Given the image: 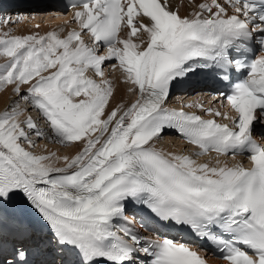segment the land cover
Wrapping results in <instances>:
<instances>
[{"label":"snow or ice","instance_id":"obj_1","mask_svg":"<svg viewBox=\"0 0 264 264\" xmlns=\"http://www.w3.org/2000/svg\"><path fill=\"white\" fill-rule=\"evenodd\" d=\"M79 3V30L63 37L0 33V89L11 86L38 110L47 138L82 145L71 157L30 151V135L45 133L31 116L20 118L25 109L13 99L0 112V218L22 198L46 222L61 264H207L187 236L146 238L127 227L135 219L128 205L139 204L165 228L213 242L226 264H264V144L253 135L264 123V0H205L190 16L169 0ZM138 33L147 36L143 48L133 40ZM109 60L137 92L127 106L110 107L113 87L102 67ZM201 73L230 84L219 96L234 114L205 111L232 126L164 106L173 83ZM166 128L197 145L196 155L246 153L250 167L157 150L152 142ZM13 256L0 264H21L27 252L17 248Z\"/></svg>","mask_w":264,"mask_h":264},{"label":"bare ground","instance_id":"obj_2","mask_svg":"<svg viewBox=\"0 0 264 264\" xmlns=\"http://www.w3.org/2000/svg\"><path fill=\"white\" fill-rule=\"evenodd\" d=\"M198 1L199 0H192L191 2H187V1L183 0L182 3L179 4V2H177V0H174V3L179 6V11H180V13L182 15H189L190 16L194 11L197 10L195 5H196V3ZM22 3H23L22 0H0V9H1V7H4V8H8L7 10H11V9L15 10L17 8H20ZM33 7H34V9L37 12H40V11H44V10H41V9H50V8H52V5L51 4H45V5H42V6L34 5ZM7 10H0L1 11L0 15L7 16L9 18L10 17V12H8ZM5 11H6V13H5ZM46 14H47V12H46ZM46 14L43 15L44 18L48 17ZM36 18H37V15H34L33 19H35V21H39ZM53 20L54 21H53L52 25H49L47 27H45L46 24H45V26L40 25L39 29L38 28L37 29L34 28L30 32L29 31L27 32V30L24 28L25 27L24 25H21V27L23 29H18L19 33L16 32V29L18 28L17 26L15 28L12 27L9 30L11 31L12 35H21V31L23 33L27 34V35L28 34H35V32H39L40 33L39 35H43V34H46L48 32H51V31H56V32L59 33L60 36H62V37L65 36L67 34V32H68V29H70L71 26H72L70 24V22H66V23L61 22L58 17H55ZM14 22H15V19H14ZM32 22H33V20H32ZM0 23H2V22H0ZM8 26H10V25L8 24ZM35 27H37V26H35ZM143 36H144V33L137 34L136 37H133L134 42L138 43V40H141L143 38ZM121 37L122 38H127L126 32L122 31L121 32ZM5 60H6V57H0V63H3ZM116 66L119 68L118 64ZM109 80H111L112 87H113V96L110 99V107H115L117 104H123L125 106L129 105L131 103V99L129 98V94L126 92V89H124V87L121 86L120 78L117 75H114L113 78H110ZM22 90H23V87H22ZM13 94L14 93L12 91L11 86H5L3 89H0V112H3V111L6 110L7 106L13 100V98H11ZM21 108L25 109L23 115L20 117L21 119H24L27 116H31L33 118V120L37 123L38 128H40V129H42L44 131L45 138L51 136V131L48 129V131L46 132L45 130H47V127L43 126V123H42L41 120L35 118L34 110L31 111L30 108H28L27 105L25 106V104L22 105ZM28 112H29V114H28ZM30 137L33 138V139H36L35 134H31ZM45 138H42L41 140H44ZM36 141L38 142L37 139H36ZM167 141H169V143H167V144H169L168 146H166L164 144L165 142L162 141L163 142L162 149L165 150V151L174 153L175 149L179 148V146H174V145L180 144V142L179 141H175L177 144L176 143L173 144L172 140L166 139V142ZM69 145H70V147L63 148V152L60 153V154H56V156L57 157H62V156L68 155L69 157H71V156L75 155L80 150V148L82 147V145H80L78 143L77 144H69ZM54 146H56V145H54ZM56 147L58 149L60 148L59 146H56ZM67 149H70V150H67ZM50 152H52V151H46L45 153H40V154H48ZM53 159L55 160V158H53ZM203 162L208 163L210 166L216 164V160L215 159H209V160L203 161ZM56 163H57V166H61V167L63 166V161L62 160L61 161H56Z\"/></svg>","mask_w":264,"mask_h":264},{"label":"rangeland","instance_id":"obj_3","mask_svg":"<svg viewBox=\"0 0 264 264\" xmlns=\"http://www.w3.org/2000/svg\"><path fill=\"white\" fill-rule=\"evenodd\" d=\"M35 15H37V18L36 19H38V20H40V15H38V14H35ZM48 17V19L47 18H44V22H43V19L41 20V21H35V19H33V22L32 23H36L35 25L37 26V28L39 29L40 28V25H42V26H45V24H46V26L45 27H47V25H50V23H51V25L53 24V19H54V17L52 18V17H50L49 16V14L47 13L46 14ZM31 23V21H28V22H23V21H16V22H14L13 24H10V26L9 27H7L8 26V24H4V23H0L1 25H0V33H3V32H5V31H9V29H11L10 27H18L17 29H16V32L17 33H19L18 32V29H23L22 27H21V25H24L25 27V29L27 30V32L29 31H32L34 28H36V27H33V28H29V27H32L33 26V24ZM38 23V24H37ZM44 25H43V24ZM41 26V27H42ZM36 28V29H37ZM4 30V31H3ZM35 34H40L39 32H35ZM21 35H27V34H25V33H23L22 31H21ZM45 35V34H44ZM120 84H121V86H123V87H126V88H129V85L128 84H126L125 82H124V80H123V78L121 79V81H120ZM26 88V86H24L23 87V89H25ZM126 88H124V89H126ZM127 93H129V91L127 90ZM11 98H13V99H17L18 100V103L20 104V106H22V105H24L22 102H20L19 100V98H17L16 96H15V94H13L12 95V97ZM28 114H29V112H28ZM165 143V145L166 146H168L169 144H167V143H169V141H167L166 142V140L164 141ZM44 143H45V146L43 147L42 145H44ZM177 144V143H176ZM26 147H27V145H25ZM62 147L64 146V145H61ZM174 146H176V145H174ZM173 146V147H174ZM40 147H43V148H40ZM30 151H33L34 153H36V154H40V153H45L46 151H52V152H55L56 154H60V153H62L63 152V148H57L56 146H54L53 144H51V142L49 141V139L48 138H45L44 140H41V142H39V143H37L36 144V146L35 147H33V148H30L29 149ZM67 150H70V149H67ZM66 150V151H67Z\"/></svg>","mask_w":264,"mask_h":264}]
</instances>
